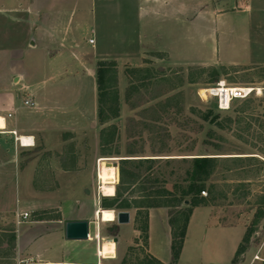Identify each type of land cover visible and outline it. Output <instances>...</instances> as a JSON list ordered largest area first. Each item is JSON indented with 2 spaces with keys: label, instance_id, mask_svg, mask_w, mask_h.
Returning <instances> with one entry per match:
<instances>
[{
  "label": "rangeland",
  "instance_id": "rangeland-1",
  "mask_svg": "<svg viewBox=\"0 0 264 264\" xmlns=\"http://www.w3.org/2000/svg\"><path fill=\"white\" fill-rule=\"evenodd\" d=\"M121 1L122 5L114 2L107 7L99 0H0V80L5 84L11 62H20L37 100H44L47 91L55 95L47 103L55 123L64 121L58 109L65 111L73 102L76 114L72 116H79L86 127L97 99L94 57L117 63L119 94L118 118L105 126L97 119L96 127L83 134L87 139H81L87 142L79 153L87 158L77 173H55L57 163L45 152L29 166L33 170L25 171L28 154L19 151L14 161L13 137L10 142L0 141V238L13 233L22 242L36 238L29 249L33 255L40 251L43 260H61L74 250L64 252L58 243H49H56L54 234L50 240L42 234L57 228L64 231L66 221L27 224L57 221L60 209L66 218L82 216L100 223L105 241L118 240V246L114 242L117 258L103 264H154L142 240L134 244L140 239L136 221L142 220L135 212H131L134 225H120L116 236L109 233L116 230L117 222L96 220V202L101 206L103 199H109L99 190L100 166H119V160L132 151L163 159L218 154L221 159H249L218 162L216 175L201 193L206 205L194 210L177 264H233L247 231H252L249 246L235 258L236 264H264V0H173V11L153 12L149 11L153 3L147 0ZM93 28L96 37L92 38ZM90 39L95 45L89 44ZM133 69L140 73H131ZM149 80L150 85L140 89ZM220 82L255 92L220 112L216 99L199 96L200 90ZM163 94L174 98L155 123L150 109L161 99L153 97ZM127 97L136 107H130ZM206 116L208 120L202 121L200 117ZM111 128L116 129L115 140L104 155L102 131L107 129L110 135ZM211 129L215 132L208 140ZM47 138L52 143L58 139L54 134ZM172 167L176 178L184 175V163ZM116 172L118 177V168ZM167 188L172 191L171 184ZM24 212L29 218L19 221ZM165 215L164 210H156L152 240L158 257L172 264ZM97 228L99 224L90 225L95 234ZM26 261L38 263L35 257ZM0 264L18 263L3 259Z\"/></svg>",
  "mask_w": 264,
  "mask_h": 264
},
{
  "label": "trees",
  "instance_id": "trees-1",
  "mask_svg": "<svg viewBox=\"0 0 264 264\" xmlns=\"http://www.w3.org/2000/svg\"><path fill=\"white\" fill-rule=\"evenodd\" d=\"M131 73L138 75L140 70L133 69ZM158 73L162 75L160 70H158ZM117 74V63L115 61L98 62L96 76L98 121L100 126L107 125L108 122L119 116V94L116 88ZM151 80L141 83L142 85L139 86L140 89L150 85ZM165 96L163 94L153 97V100L161 99L154 108L150 109V112L153 111L152 115L154 113V116L151 118L155 123L159 122V118L163 115L161 113L166 114L168 112V108H170L169 104L174 98V96ZM129 98L127 97L126 101L133 109L136 105ZM200 118L202 121L208 120L207 116ZM214 127L218 129V125H214ZM111 129L113 131L110 135H108L107 129L102 131L103 140L101 142V148L104 155H107L105 148L112 146L115 140L116 129ZM214 132L213 129L208 131L206 138L208 140L211 139ZM218 156V154H202L186 159H163L146 158L132 151L128 156L119 160L118 177L116 168L113 165L102 164L100 166L99 180L101 185H104V182L107 181L113 182L119 180L115 189V195L109 199H103L100 207L102 210H112L118 213L135 212L136 218H142L140 224L139 220L136 219V230L140 234V239H136L134 244L138 246V242L142 240L146 247L148 245L149 210L158 208L167 209L171 229V260L172 264H177L184 246L187 227L192 213L195 208L206 205V201L201 197V193L205 192L207 184L216 175L218 162L225 159H249H221ZM180 162L186 165V170L184 175L178 179L176 178L177 173L174 169L175 167L172 166ZM164 169L168 171H164ZM169 184L172 185V191L167 188ZM262 206H264V199ZM261 215H263L262 212H260ZM113 226L116 230L114 229L113 232H110V236H116L118 226ZM251 234L252 231L246 232L243 241L235 253V258L246 252ZM3 242L7 243V249H1ZM15 248V233L0 238V258H6L8 255L13 256L12 252ZM235 258L233 264H236ZM153 262H155L154 264H161L155 259Z\"/></svg>",
  "mask_w": 264,
  "mask_h": 264
},
{
  "label": "crops",
  "instance_id": "crops-1",
  "mask_svg": "<svg viewBox=\"0 0 264 264\" xmlns=\"http://www.w3.org/2000/svg\"><path fill=\"white\" fill-rule=\"evenodd\" d=\"M99 1L104 2V4H106L107 7H110L111 4L114 2L120 3L119 5H122L121 3H123L121 0L120 1L99 0ZM147 1L148 3H153V6L149 10L150 12H153L154 10L169 9V8L172 9V11L174 10L173 0H147ZM126 2H130V1L127 0ZM125 6L126 5H124V8ZM94 36L96 37L95 29L93 28L91 32V37L93 38ZM92 45H95V42ZM32 46L34 47L35 43L32 44ZM79 56L80 55L78 54V57ZM94 61H96V65H97L98 62L101 61V58L99 59L97 57H94ZM19 63L20 62L18 61L11 62L10 72H9L6 84L4 81L0 80V82L3 83V84H0L1 85V88H0V117L3 118L5 122L4 129H0V141L2 143H4V141L10 142L11 137H13V145H14V151H15L14 161H16L19 158V156L16 155L18 154L19 151L23 152L24 154H28L25 160L30 161V162H28L27 165L24 167L25 171H27L28 169L30 171L33 170V168L29 166H31L32 162L41 160L40 157L43 154V152H45L49 157H51V159L55 160V162L57 163L58 172L56 169L55 173H60L64 176H67L72 173H77L80 170V167L82 166L83 160L84 159L86 160L87 158V157L86 158L83 157V155L79 153V147L82 145H86L85 142H87L86 140L84 141L81 138L87 139L86 137H84L85 135L83 134L88 131L89 127L91 129H94L96 127V122L98 119L97 99H96V104L93 105L94 111H93L92 119L89 120L88 119L89 117L86 118L87 115L85 113L83 115L84 118L87 119L86 120L87 123L89 120L88 127H86L84 123L85 121H83L79 116H72V114H76V111H75L76 104L73 102H71L70 105H68L67 110L65 109V111L58 109V111H60L58 113L59 114L58 117L59 119L63 118L62 120L64 121L55 123V119L51 115L52 111L50 108L47 107L48 105L47 103L52 102V99L55 98V95H53L51 91H47V93H45L44 100L42 101L37 100L35 94H33L30 91L32 86L27 83V80L23 75L24 73L22 69L23 65ZM93 74L94 72L92 71L90 75L93 77ZM5 89L6 90L9 89L10 92L8 90L6 91ZM21 96H23V98ZM25 101L33 102L34 106L31 107V106L25 105ZM48 134H54L58 137V139H56V141L52 143L50 139L47 138ZM81 135H83V137H80ZM19 137L30 138L31 145H27L26 147L23 144L20 145L18 142ZM84 154L86 153L84 152ZM55 173L53 172L52 175L54 176ZM116 183L117 181L104 182V185H112L114 187V193L111 197L115 195V184ZM56 184H57L56 187L60 188V184L58 182ZM104 185L100 186V189H99L100 191H101V187H103ZM36 191L38 192V189ZM111 197H107V198H111ZM158 209L164 210L166 212L165 216H167V219H169L167 209L165 208H158ZM58 210L60 212V216L58 217L57 221L51 220V221L46 222L44 220H41L40 222V221L35 220L37 222H31V223L26 222V223L30 226H43V225H47L52 222L53 223L61 222V219L63 221H66V223L75 222V221H86L88 222V225H89V239L87 241L67 240L65 237V228H64V231L59 230V228H57V230L52 229L51 231L45 230L42 235H45L44 237L46 239L50 240L51 234H54L53 237L56 238V243H53V242H49V243H52L54 246H57L59 244L61 249H63L64 252H66L67 249L74 250L72 252L70 251V255L64 253V257L61 260L56 261V260H43L40 251L36 252L37 253L36 255L32 254L34 252L30 251L29 249L32 246V244L36 242L37 240L36 238L31 239L26 242L25 241L22 242L19 240V237L16 235V248L12 252L13 256L8 255V257L6 258H0V261L3 259H7V260H11L12 262H16L18 264H27L26 260H30L31 262L32 258L35 257L36 260L38 261V263H35V264H103V262H106L109 259L110 261H113L117 258V254H118L116 251L117 247H115L114 241L112 240L105 241L104 237L101 236L100 223L89 221L87 220L86 217H82V216L74 217V218H66L63 212L60 211V209ZM156 210L157 209L149 210V231H148L147 254L149 255L150 258L157 260L161 264H166L154 252V247H153L152 231H153V219H154ZM94 212H95L96 220H100L102 223H114V221H116L115 214H114L113 221L111 222L103 221L102 213L104 212V210L100 208L98 201L96 202V209ZM24 213H28V212H24ZM24 213L19 214V216ZM193 213H192V216L190 218V221L187 227L186 236L191 227ZM21 223H24V222H21ZM21 223L19 222L18 224H21ZM92 224H96V225L99 224V228H97L96 234L95 232H92V230H90V225ZM129 224L134 225V221L132 219L131 213H130V223ZM168 224H169V221H168ZM117 226H118L117 228L118 230L120 225H117ZM169 228H170V225H169ZM170 236H171V229H170ZM116 243H117L116 246H118V240ZM1 249H7V244H6V247L1 248ZM170 249H171V243H170ZM99 251L103 259L99 257L98 255ZM104 251L107 252L105 256H104ZM45 252H47V250ZM170 257H171V250H170Z\"/></svg>",
  "mask_w": 264,
  "mask_h": 264
},
{
  "label": "built area",
  "instance_id": "built-area-1",
  "mask_svg": "<svg viewBox=\"0 0 264 264\" xmlns=\"http://www.w3.org/2000/svg\"><path fill=\"white\" fill-rule=\"evenodd\" d=\"M89 43L94 44L93 40H90ZM254 92H255V89H252V88L228 87L225 85V83L220 82L215 87L200 90L199 96L203 100H207L208 98L216 99L217 110L220 112H226L231 108V104L233 101L245 100ZM25 105L31 106V107L34 106L33 102L31 101H25ZM18 142L20 145H22L21 137L18 138ZM114 214L116 217L115 212ZM20 218L23 221H25L29 218V214L24 213L18 217V219ZM100 254L101 253L99 251L98 255L100 258L103 259V257H101Z\"/></svg>",
  "mask_w": 264,
  "mask_h": 264
},
{
  "label": "water",
  "instance_id": "water-1",
  "mask_svg": "<svg viewBox=\"0 0 264 264\" xmlns=\"http://www.w3.org/2000/svg\"><path fill=\"white\" fill-rule=\"evenodd\" d=\"M34 44V43H32ZM113 166L118 168V164L114 163ZM117 225H126L130 223L129 212H119L116 214ZM65 237L71 241H87L89 239V225L86 221L68 222L65 225ZM117 242V239H114Z\"/></svg>",
  "mask_w": 264,
  "mask_h": 264
},
{
  "label": "bare ground",
  "instance_id": "bare-ground-1",
  "mask_svg": "<svg viewBox=\"0 0 264 264\" xmlns=\"http://www.w3.org/2000/svg\"><path fill=\"white\" fill-rule=\"evenodd\" d=\"M4 127H5V122H4L3 118L0 117V129H4ZM21 141L25 147L27 145H31L30 144V138L21 137ZM101 192L104 195V197H111L114 193V187L112 185H104L103 187H101ZM110 212L113 214V218L112 219H106L105 214L110 213ZM102 219H103V221H106V222L113 221L114 220V212L112 210H104V212L102 213Z\"/></svg>",
  "mask_w": 264,
  "mask_h": 264
},
{
  "label": "clouds",
  "instance_id": "clouds-1",
  "mask_svg": "<svg viewBox=\"0 0 264 264\" xmlns=\"http://www.w3.org/2000/svg\"><path fill=\"white\" fill-rule=\"evenodd\" d=\"M107 216H108V219H112L113 218V214L111 212L107 213Z\"/></svg>",
  "mask_w": 264,
  "mask_h": 264
},
{
  "label": "snow or ice",
  "instance_id": "snow-or-ice-1",
  "mask_svg": "<svg viewBox=\"0 0 264 264\" xmlns=\"http://www.w3.org/2000/svg\"><path fill=\"white\" fill-rule=\"evenodd\" d=\"M105 218H106V219H108V216H107V214H105Z\"/></svg>",
  "mask_w": 264,
  "mask_h": 264
}]
</instances>
